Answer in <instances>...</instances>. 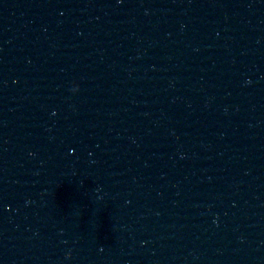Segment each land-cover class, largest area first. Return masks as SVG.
Returning <instances> with one entry per match:
<instances>
[{
  "label": "water",
  "instance_id": "95a60500",
  "mask_svg": "<svg viewBox=\"0 0 264 264\" xmlns=\"http://www.w3.org/2000/svg\"><path fill=\"white\" fill-rule=\"evenodd\" d=\"M0 264H264V0H0Z\"/></svg>",
  "mask_w": 264,
  "mask_h": 264
}]
</instances>
